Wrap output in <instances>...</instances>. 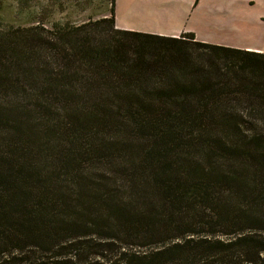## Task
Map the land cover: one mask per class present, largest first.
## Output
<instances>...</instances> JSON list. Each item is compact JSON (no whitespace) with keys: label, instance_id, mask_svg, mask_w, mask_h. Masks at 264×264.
Instances as JSON below:
<instances>
[{"label":"trees","instance_id":"obj_1","mask_svg":"<svg viewBox=\"0 0 264 264\" xmlns=\"http://www.w3.org/2000/svg\"><path fill=\"white\" fill-rule=\"evenodd\" d=\"M109 1L0 22V264H264V53Z\"/></svg>","mask_w":264,"mask_h":264},{"label":"rangeland","instance_id":"obj_2","mask_svg":"<svg viewBox=\"0 0 264 264\" xmlns=\"http://www.w3.org/2000/svg\"><path fill=\"white\" fill-rule=\"evenodd\" d=\"M0 0L3 26L27 25L33 18L80 24L106 16L109 0ZM115 27L122 30L179 36L264 53V0H114Z\"/></svg>","mask_w":264,"mask_h":264},{"label":"crops","instance_id":"obj_3","mask_svg":"<svg viewBox=\"0 0 264 264\" xmlns=\"http://www.w3.org/2000/svg\"><path fill=\"white\" fill-rule=\"evenodd\" d=\"M173 37H176V36H173Z\"/></svg>","mask_w":264,"mask_h":264}]
</instances>
